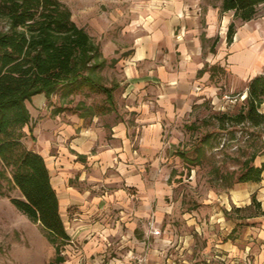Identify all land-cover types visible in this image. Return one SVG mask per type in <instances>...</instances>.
<instances>
[{
    "label": "crops",
    "instance_id": "crops-1",
    "mask_svg": "<svg viewBox=\"0 0 264 264\" xmlns=\"http://www.w3.org/2000/svg\"><path fill=\"white\" fill-rule=\"evenodd\" d=\"M184 6L185 0H176L174 17L159 12L155 19L152 16L139 22L119 38L104 35L105 39L96 40L83 24L82 28L100 45L108 64L117 60L115 67L123 75L115 91L116 110L106 114L111 121L100 122L102 117L98 115L89 118L57 112L59 108L44 93L26 102L31 122L24 130V142L46 161L71 238L65 245L66 252L62 247V256L69 254L63 264L188 263L184 252L187 242L174 243L165 234L152 233V225L163 232L158 222L168 212L154 209V194H142L140 170L147 163L146 153L157 155L167 146L163 139L168 136V125L189 115L194 105L206 98L218 96L219 87L213 83L217 70L224 69L230 75L229 81L222 82L227 88L245 85L264 74V40L261 28L256 32L249 26L253 20H234L233 12L221 14V9L213 7L206 10L202 30L197 17H187ZM232 22L237 31L229 45L227 35ZM215 37L220 39L216 53L210 47L205 54L203 43ZM213 66L218 69L212 71ZM206 67L208 70L200 75ZM121 103L129 111L121 112ZM157 163L160 160L152 159L153 168ZM259 163L256 166L264 163V156ZM125 187L141 191L132 194ZM258 189L233 201L245 203ZM208 213L214 218L216 212L212 208L206 212L202 207L195 212L197 218L188 222L200 236L207 231ZM247 220L250 225L231 227L232 231L238 230L234 241L220 242L212 235L204 254L223 261L226 255L230 264H264V216L258 214ZM142 226L146 228L144 240L135 236ZM174 248L177 255H170Z\"/></svg>",
    "mask_w": 264,
    "mask_h": 264
},
{
    "label": "rangeland",
    "instance_id": "rangeland-1",
    "mask_svg": "<svg viewBox=\"0 0 264 264\" xmlns=\"http://www.w3.org/2000/svg\"><path fill=\"white\" fill-rule=\"evenodd\" d=\"M60 1L71 9L73 19L81 27L85 23L96 40L101 37L105 39V36L119 38V35L130 31L133 26L135 28L139 22L141 24L152 16L155 19V14L159 12H169L171 17H174L176 11L173 9L176 0ZM221 4L222 0H185L184 11L188 18L197 17L200 29L203 30L208 7L221 9ZM4 26V22L0 23V28ZM249 26L255 28L256 32L261 28L264 40V6ZM176 33H179L178 29ZM216 39L217 37L203 43L205 54ZM218 40L217 48L220 45V39ZM100 74L107 86L123 79L115 63H109ZM229 79L227 71L217 70L213 83L219 87L218 96L206 98L203 103L194 105L189 115L168 125V136L163 139L167 146L157 155L146 153L147 163L140 170L144 181V188H140L142 194H154V209L168 212L167 217H162L158 222L163 228L162 235L165 234L164 237L174 243H188L184 251L188 259L187 264H230L226 255H223V261L210 259L212 254H204V248L209 246L212 235L220 242L230 239L234 241L238 237V230L232 231L231 227L250 225L251 222L247 219L261 214L258 210L259 202L262 210L264 209V180L258 186L238 183L245 161L255 155L254 164H260V157L264 156V119L259 125L249 121H236L235 118L248 109L249 83L227 88L222 82ZM64 93V87H60L49 101L56 108L60 109L62 106L68 113L88 114L89 118L98 115L102 117L100 122L111 121L106 115L109 108L106 95L93 93L88 88L69 97ZM118 97L121 99L122 95L118 94ZM118 109L125 113L129 111L122 103ZM259 112L264 114V104ZM152 159L160 160L155 168L151 165ZM4 186L6 196L0 197V264H62L54 263L56 248L49 241L41 224L31 220L11 202V198H23L21 192L9 182ZM257 187V193L251 195L245 203L241 200L236 203L233 201L243 195L249 196ZM125 189L132 194L141 191L138 187ZM202 207L206 212L212 208L216 213L214 218H211L209 213L206 215L207 231L200 236L194 225H189L188 222L197 218L195 212ZM211 226L214 227L212 230ZM145 230V227H140L135 236L144 240ZM62 247L66 252L65 245ZM175 251V248L172 249L173 253L170 255H177ZM112 254L116 255L114 252ZM67 257L69 254H65V260Z\"/></svg>",
    "mask_w": 264,
    "mask_h": 264
},
{
    "label": "trees",
    "instance_id": "trees-1",
    "mask_svg": "<svg viewBox=\"0 0 264 264\" xmlns=\"http://www.w3.org/2000/svg\"><path fill=\"white\" fill-rule=\"evenodd\" d=\"M263 5L264 0H222L221 14L233 12L234 20L250 22L257 18ZM3 22L5 26L0 28V197L6 196V182L21 192L23 198H11V202L41 224L55 245L54 263L63 264L62 246L71 238L46 161L24 142V130L31 122L26 102L43 93L50 100L60 87H64L66 97L88 88L93 93L106 95L107 112H112L116 110L115 91L119 84L103 83L100 72L108 61L100 45L74 21L71 9L62 1L0 0V23ZM236 31V23L232 22L227 35L229 45ZM218 41L211 46L212 53H216ZM207 70L206 67L199 74ZM247 93L248 109L235 119L239 123L249 121L259 125L264 119V114L259 112L264 104V74L251 80ZM63 111V108L57 110ZM255 159L253 155L245 161L238 183L258 184L264 180V163L256 166ZM258 210L264 216L260 202Z\"/></svg>",
    "mask_w": 264,
    "mask_h": 264
},
{
    "label": "built area",
    "instance_id": "built-area-1",
    "mask_svg": "<svg viewBox=\"0 0 264 264\" xmlns=\"http://www.w3.org/2000/svg\"><path fill=\"white\" fill-rule=\"evenodd\" d=\"M151 231H152V233H153L154 235H160V234L162 233L161 231L155 229V228L153 227V225H152V229H151Z\"/></svg>",
    "mask_w": 264,
    "mask_h": 264
}]
</instances>
